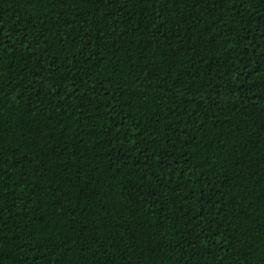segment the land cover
Listing matches in <instances>:
<instances>
[{
	"label": "trees",
	"instance_id": "16d2710c",
	"mask_svg": "<svg viewBox=\"0 0 264 264\" xmlns=\"http://www.w3.org/2000/svg\"><path fill=\"white\" fill-rule=\"evenodd\" d=\"M0 264H264V0H0Z\"/></svg>",
	"mask_w": 264,
	"mask_h": 264
}]
</instances>
